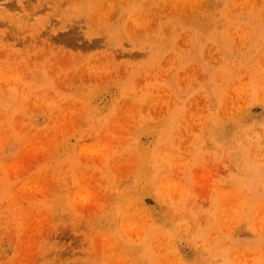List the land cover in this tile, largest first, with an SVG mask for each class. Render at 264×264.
I'll return each mask as SVG.
<instances>
[{"label":"rangeland","instance_id":"rangeland-1","mask_svg":"<svg viewBox=\"0 0 264 264\" xmlns=\"http://www.w3.org/2000/svg\"><path fill=\"white\" fill-rule=\"evenodd\" d=\"M0 264H264V0H0Z\"/></svg>","mask_w":264,"mask_h":264}]
</instances>
